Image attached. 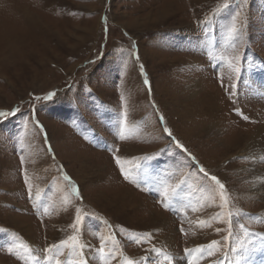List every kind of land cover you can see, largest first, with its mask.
<instances>
[{
  "label": "rangeland",
  "instance_id": "obj_1",
  "mask_svg": "<svg viewBox=\"0 0 264 264\" xmlns=\"http://www.w3.org/2000/svg\"><path fill=\"white\" fill-rule=\"evenodd\" d=\"M13 109L0 264H103L102 246L110 264H264V0H0V111ZM71 235L82 249L44 251Z\"/></svg>",
  "mask_w": 264,
  "mask_h": 264
},
{
  "label": "snow or ice",
  "instance_id": "obj_2",
  "mask_svg": "<svg viewBox=\"0 0 264 264\" xmlns=\"http://www.w3.org/2000/svg\"><path fill=\"white\" fill-rule=\"evenodd\" d=\"M229 5L228 4H225L224 5V8H228ZM237 32V29L235 27V23H233V25L229 28L228 30V38L229 40H232L235 38V34ZM139 57L137 56V59ZM237 60L240 59L239 56L236 57ZM230 66L231 65V62H230ZM143 66H141L142 68ZM234 70L236 72H239V68H234ZM145 83L147 84L148 81L145 80ZM55 95V93H52V92H49L46 96L43 97V99L45 100H49L51 99L53 96ZM37 99H40L39 97H37ZM19 109H13L11 112L9 111H0V117H10L12 115H14L16 112H18ZM237 113H240V110L239 109H236ZM161 120H163V116L160 117ZM243 119L244 120H248L249 117L247 116H243ZM164 131L165 132H168L169 136L172 135L171 131L168 129V128H164ZM123 138V137H121ZM177 144L179 147H183V145H179V142L177 141ZM145 159H148V157H145ZM116 162L117 164H121V160L119 157L116 158ZM201 172H204V169L201 168L200 169ZM121 172L124 174V177L125 179H128L129 178V173L127 171H125V169L123 168V166L121 165ZM207 176V174H205ZM211 181H214L216 185L219 186V189H220V198L221 200H223L224 204H227L228 203V196L226 194V191H225V185L223 183L220 182V180L218 179V177L216 176H211L210 177ZM75 186L73 187V191H75ZM165 195H167V190L165 191ZM45 212H47V209H45ZM77 212L79 213V209H77ZM232 213H229V216H231ZM82 221V217L78 214L76 216V220H75V223L71 225L72 228H76L78 224H80ZM201 226H204L205 225V221H199L198 222ZM242 229L244 228L243 225L240 226ZM217 231H220V229H217ZM255 234L254 233H248L247 231H245V237H250V236H254ZM225 239H228L230 240L231 239V236H228V237H225ZM139 242V241H137ZM254 242L252 239H247V243H244V241H240L239 244H238V247H233L232 248V251L233 252H236L238 251L239 249H244V251L246 252L248 250V245H252ZM219 241H216V240H213L211 241L210 244L208 245H199L195 251L197 252H200L201 254H203V252L207 251L208 255H213V249H216V251H219ZM60 248H68L70 251H75L77 249H82L83 248V245L80 243L79 241V238L77 235H71V236H68L67 239H64V240H61L59 242V244H53V245H50L47 249H45L44 251L46 252H52L54 249L59 251ZM154 251H156L157 253H160L161 250L160 249H153ZM12 251V248H8V252H11ZM186 252H189L191 253L193 250L192 249H185ZM99 253H100V259L103 261V264H110V261L108 259V254L105 252V248L102 246L100 249H99ZM47 259L52 262L53 261V257L52 256H48ZM164 259L168 261V264H172V261H171V258L168 256V255H165L164 256ZM54 264H63V261H61L60 259H55L54 261ZM70 264H73V262H70ZM74 264H87V261L81 257L78 261H75ZM124 264H135V262L131 259H128L124 262ZM191 264H196L195 261H192ZM221 264H223V261H221Z\"/></svg>",
  "mask_w": 264,
  "mask_h": 264
},
{
  "label": "bare ground",
  "instance_id": "obj_3",
  "mask_svg": "<svg viewBox=\"0 0 264 264\" xmlns=\"http://www.w3.org/2000/svg\"><path fill=\"white\" fill-rule=\"evenodd\" d=\"M27 9V8H26ZM27 11H28V9H27ZM32 14V13H31ZM28 15H30L29 13H28ZM38 18V17H37ZM37 18L35 17V15H34V18L30 21L31 22V24H33L34 26H36V27H39V24H38V20H37ZM27 19H28V17H27ZM26 22V21H25ZM33 28V27H32ZM46 36V35H45ZM11 40V39H10ZM10 40L8 39V43H9V48L8 49H10V52H11V54H14V55H18V53H17V46L16 45H18V44H16V42L15 41H13V42H10ZM7 41V40H6ZM19 41H20V38H19ZM18 43V42H17ZM195 108V107H194ZM219 122V121H218ZM257 128V127H256ZM255 128V129H256ZM241 134V133H240ZM242 137L245 139V137L242 135ZM253 138V137H252ZM238 142L239 141H241L242 139L240 138V137H238L237 139H236ZM255 141H256V146L258 147V146H260L261 147V149L263 148L264 149V133L263 132H260L259 134H257V136H256V138H255ZM233 144V146H235V144H236V142H234V143H232ZM251 144V143H250ZM255 144H253V145H255ZM231 145V144H230ZM256 148V147H255ZM128 149V148H127ZM131 150H134L133 148H131ZM256 152V151H255ZM140 153V152H139ZM128 154V153H127ZM257 156V155H256ZM90 161V160H89ZM260 189L261 190H263L264 189V182L261 184V187H260ZM157 218L158 217H156V223L155 224H157V223H159V221H160V219H158L157 220ZM198 219V218H197ZM160 225V224H159ZM161 226V225H160ZM157 227V226H156ZM215 227H217V226H215ZM161 228V227H160ZM198 229H199V227H198ZM202 234V233H201ZM174 235V234H173ZM216 235V234H215ZM199 237H201V235H199ZM203 237V236H202ZM205 237V236H204ZM162 238V237H161ZM167 238V237H166ZM174 238V237H173ZM208 238H209V236H208ZM62 239V238H61ZM201 238H197V240H193V242H192V244H194V243H196V242H199V240H200ZM59 240V239H58ZM208 240V239H207ZM54 242V241H53ZM172 245H174L173 243H172ZM173 257V256H172ZM175 264H182V263H180V262H178V263H175Z\"/></svg>",
  "mask_w": 264,
  "mask_h": 264
}]
</instances>
